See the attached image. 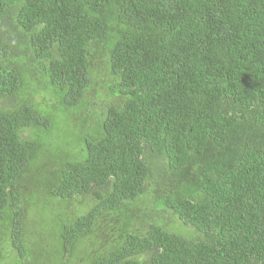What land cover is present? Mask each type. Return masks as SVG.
I'll list each match as a JSON object with an SVG mask.
<instances>
[{"label":"trees","instance_id":"obj_1","mask_svg":"<svg viewBox=\"0 0 264 264\" xmlns=\"http://www.w3.org/2000/svg\"><path fill=\"white\" fill-rule=\"evenodd\" d=\"M0 264H264V0H0Z\"/></svg>","mask_w":264,"mask_h":264}]
</instances>
